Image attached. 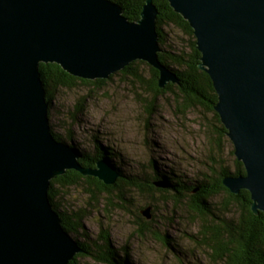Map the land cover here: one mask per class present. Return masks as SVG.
Returning <instances> with one entry per match:
<instances>
[{
    "label": "water",
    "instance_id": "95a60500",
    "mask_svg": "<svg viewBox=\"0 0 264 264\" xmlns=\"http://www.w3.org/2000/svg\"><path fill=\"white\" fill-rule=\"evenodd\" d=\"M167 2L193 32L213 111L244 169L222 185L247 191L251 212L264 213V0ZM157 15L152 0L134 22L111 0H0V264H68L82 249L51 206L50 181L68 170L105 186L117 178L101 161L83 168L53 137L38 65L94 81L140 61L158 72V88L177 85L158 59Z\"/></svg>",
    "mask_w": 264,
    "mask_h": 264
},
{
    "label": "rangeland",
    "instance_id": "374dc122",
    "mask_svg": "<svg viewBox=\"0 0 264 264\" xmlns=\"http://www.w3.org/2000/svg\"><path fill=\"white\" fill-rule=\"evenodd\" d=\"M171 30L169 33L167 29L165 48L173 52L186 51V37ZM146 65H136V70L144 80H149ZM120 72L99 85L77 82L72 88L57 89L48 108V121L58 141L89 154L95 149H107L108 153L115 154L110 162L117 164L114 167L122 175L140 179L145 174L153 176V171L169 178L170 172L179 180L195 185L208 176L213 177L212 172L220 171L223 166L229 171L234 169L236 159L231 153L232 144L226 136L215 137L211 113L199 106L180 113L172 95L166 93L154 99ZM215 144H219V148ZM98 161L108 165L118 176L107 161ZM154 182L158 188L166 189L165 181ZM122 192L127 196L122 205L113 201L107 205L101 195L96 202L88 203L84 182L59 191L60 211L71 213L83 208V229L77 236L68 233L78 245L84 240L82 233L88 241H94L103 227L109 231L110 244L121 251V256L124 248L131 264H207L205 256L184 239L195 228L190 226V214H186L182 204H174L166 199L169 196L162 197L154 191L125 188ZM143 212H147V217ZM138 214L144 221L151 222L150 231L145 230L142 235L137 230ZM162 233L171 237L175 251H169L167 244L159 240ZM76 260L77 264H101L86 256Z\"/></svg>",
    "mask_w": 264,
    "mask_h": 264
},
{
    "label": "trees",
    "instance_id": "16d2710c",
    "mask_svg": "<svg viewBox=\"0 0 264 264\" xmlns=\"http://www.w3.org/2000/svg\"><path fill=\"white\" fill-rule=\"evenodd\" d=\"M117 4L123 12V16L130 22L138 20L141 8L145 0H111ZM156 6L158 15L156 18V31L159 37L161 51L158 53L159 61L165 66H169L177 75L179 84H169L163 89L158 88V72L148 67L150 79L144 80L137 72L136 65L145 64L143 62H133L121 70V74L127 75L139 87H143L152 94L155 99L169 93L174 97L178 105L177 111L187 112L196 106L201 107L214 116L212 123L215 137L223 138L226 131L218 120V116L213 111L216 103V94L212 88L209 77L198 68L200 54L195 48V39L188 23L170 8L167 0H152ZM175 29L183 34L187 41V50L169 51L166 46L167 29L170 33ZM38 72L45 91V99L48 107L53 100L54 94L59 88H72L77 82L81 84L99 85L105 80H80L68 75L56 64H39ZM109 76L108 79H110ZM145 102V100H144ZM56 140H60L57 135L51 132ZM96 140H94V143ZM219 148V144H215ZM73 146V145H70ZM97 146V144H95ZM75 148V147H74ZM80 154L79 164L83 168H94L98 160L108 162L118 173L116 181L111 186H105L93 177H82L73 170L65 171L61 176L53 178L49 183L48 198L52 208L57 212L63 229L71 236H77L78 231L83 229L81 218L83 208L66 213L60 211L57 199L59 191L84 182L88 191V203L97 201L100 195L105 204L111 201L122 205L126 197L122 192L126 190L154 191L169 196L168 201L174 204H182L186 214H190V226H194L193 232H188L184 239L188 245L190 243L205 256L207 264H264V213L258 215L250 211V196L245 190H241L238 195H232L223 185L222 180L226 176L244 175L242 164L234 160V169L221 168L220 171L212 172L213 177L202 179L195 185H189L169 172V178L153 171V176L142 175L124 176L115 166V162H110L115 154L108 153L107 149H95L93 154L84 153L76 149ZM233 153V152H231ZM117 165V164H116ZM175 179V180H174ZM151 180V181H149ZM165 181L166 189L163 190L155 185L154 181ZM222 196L219 198V196ZM92 204V203H91ZM181 207V206H180ZM154 211V206H153ZM81 212V213H80ZM82 216V217H81ZM142 215H136L138 234L143 231H150L151 222L144 221ZM188 218V219H189ZM84 237L79 245L82 252L75 256L68 264H77V258L89 257L101 264H131L128 261L126 250L123 248L122 256L120 250H116L110 244V234L107 228L100 227L94 241H88ZM154 235H158L154 233ZM162 236V237H161ZM159 240L163 245L167 244L169 251H175V244L171 237L161 234ZM120 251V252H119ZM191 251V250H190Z\"/></svg>",
    "mask_w": 264,
    "mask_h": 264
},
{
    "label": "bare ground",
    "instance_id": "6f19581e",
    "mask_svg": "<svg viewBox=\"0 0 264 264\" xmlns=\"http://www.w3.org/2000/svg\"><path fill=\"white\" fill-rule=\"evenodd\" d=\"M219 119V118H218ZM233 147V146H232ZM233 151H234V149H233ZM251 205V204H250Z\"/></svg>",
    "mask_w": 264,
    "mask_h": 264
}]
</instances>
